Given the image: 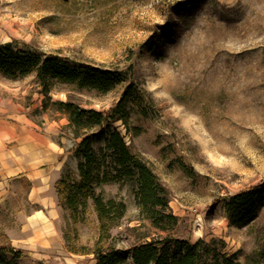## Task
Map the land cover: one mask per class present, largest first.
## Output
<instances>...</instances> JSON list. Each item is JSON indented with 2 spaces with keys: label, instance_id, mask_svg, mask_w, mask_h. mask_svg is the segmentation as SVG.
I'll list each match as a JSON object with an SVG mask.
<instances>
[{
  "label": "rangeland",
  "instance_id": "obj_1",
  "mask_svg": "<svg viewBox=\"0 0 264 264\" xmlns=\"http://www.w3.org/2000/svg\"><path fill=\"white\" fill-rule=\"evenodd\" d=\"M6 43L124 77L107 94L57 85L45 96L35 73L17 81L0 74L3 101L25 92L42 133L56 127L59 178L70 169L79 179L81 158L73 151L80 139L70 113L56 103L107 112L133 85L129 122L116 127L166 188L164 213L175 220L156 222L142 211L135 183L106 184L98 193L127 205L109 245L215 240L242 264H264V198L244 226L231 225L225 201L264 183V0H0V44ZM18 181L19 194L0 202V247L21 251L20 264H94L99 222L92 203L74 222L58 195L45 209L29 199L27 179ZM47 187L51 198L53 180Z\"/></svg>",
  "mask_w": 264,
  "mask_h": 264
},
{
  "label": "trees",
  "instance_id": "obj_2",
  "mask_svg": "<svg viewBox=\"0 0 264 264\" xmlns=\"http://www.w3.org/2000/svg\"><path fill=\"white\" fill-rule=\"evenodd\" d=\"M32 73L40 86V93L48 96L57 85L76 86L107 94L123 83L124 77L116 71L103 70L92 65L73 66L60 57L23 52L11 43L0 44V74L17 81ZM135 90L128 85L119 101L107 112L84 109L73 102H57L70 113V126L76 139L74 154L81 158L76 179L65 169L56 182L59 206L70 212L74 222L83 220L90 203L99 222V238L92 254L95 264H124L128 257L132 264H242L228 256L213 240L192 243L181 238L165 237L118 249L109 245L112 228L125 216L124 201L106 199L98 189L106 184L133 182L142 211L151 214L156 222L164 218L169 199L167 190L148 164L134 154L116 124H128L129 105L134 101ZM101 142L96 148L95 143ZM264 198V183L248 188L225 199L231 225L244 226L252 222ZM159 216V217H158ZM159 218V219H156ZM22 252L11 246L0 247V264H20ZM259 258L264 262V251Z\"/></svg>",
  "mask_w": 264,
  "mask_h": 264
},
{
  "label": "crops",
  "instance_id": "obj_3",
  "mask_svg": "<svg viewBox=\"0 0 264 264\" xmlns=\"http://www.w3.org/2000/svg\"><path fill=\"white\" fill-rule=\"evenodd\" d=\"M11 93L7 101L0 98V202L14 199L18 180L27 179L29 199L50 209L57 192L50 198L47 184L53 180L56 186L63 151L56 141L58 131L50 124L42 133L29 115L31 106H25V92Z\"/></svg>",
  "mask_w": 264,
  "mask_h": 264
}]
</instances>
